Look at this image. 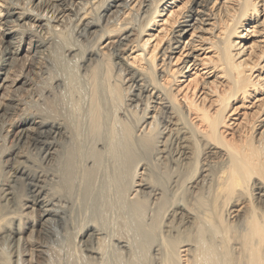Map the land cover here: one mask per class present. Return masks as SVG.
I'll return each instance as SVG.
<instances>
[{
  "label": "bare ground",
  "instance_id": "1",
  "mask_svg": "<svg viewBox=\"0 0 264 264\" xmlns=\"http://www.w3.org/2000/svg\"><path fill=\"white\" fill-rule=\"evenodd\" d=\"M178 1H2L0 264H264V0Z\"/></svg>",
  "mask_w": 264,
  "mask_h": 264
},
{
  "label": "rangeland",
  "instance_id": "2",
  "mask_svg": "<svg viewBox=\"0 0 264 264\" xmlns=\"http://www.w3.org/2000/svg\"><path fill=\"white\" fill-rule=\"evenodd\" d=\"M4 2V0H0V5H3V2ZM187 0H179L176 4H177V6H175L174 8H173V10L174 11H178L180 8H182V6L184 5V3L186 2ZM214 2H216V0H213ZM220 2V0H218V3ZM169 3H170V1H169ZM111 4H113V2H111ZM216 8H217V5L212 9L213 10V12L214 13H217V11H216ZM134 10H136V8H134ZM132 14H133V12H131L129 15L130 16H128V18H131L132 17ZM138 20V18L136 17V16H133L132 18H133V20H134V23H137L138 21L135 19V18ZM171 17V13H170V11H167V15H165V17L164 18H162V17H158L157 18V21H159L160 23V27H157V26H155V27H153V30H148L147 32H146V36L144 37L145 39H147L148 38V35H151V34H154V37H152V39H151V46L152 45H155L156 46V43H158V46H157V51H156V53H157V57H156V61H155V63H158V64H160L159 63V58H160V50H161V48L166 44V39H167V37H165V39H163L164 38V36H166V34L168 35L169 33H170V30H171V24H172V22H173V20L170 18ZM127 18V19H128ZM161 18L162 19H169V22L167 23V25H166V22L164 23L162 20H161ZM218 18V17H217ZM90 22L91 21V19H87L86 21H85V24L87 23V22ZM171 22V23H170ZM165 27V28H164ZM162 28L164 29V30H162ZM87 28H85V26H83L81 29H80V31H79V33L76 35V37L77 38H79V39H85V36H86V32H88V30H86ZM156 30V31H155ZM168 31V32H167ZM99 34H101V33H99ZM163 36V37H162ZM120 38H124V36H121ZM162 38V39H161ZM119 39V38H118ZM117 39V40H118ZM161 43V44H160ZM107 43H105L103 46H105ZM160 44V45H159ZM153 49V48H152ZM159 53V54H158ZM102 68V69H101ZM100 68V72H102L103 73V76L101 77L102 79V81L104 82L103 83V86L106 88V86H107V84L108 83H110V84H112L113 85V83H114V81H113V79H114V76H115V69L113 68V69H109V71H108V68L107 67H105L104 68V66H102ZM107 68V69H106ZM112 68V67H111ZM106 71L108 72V73H106ZM195 71H192V73H194ZM157 73V72H156ZM200 73V74H199ZM198 74H199V76L197 77V79L199 80V85H198V87H197V90H196V94H198L197 96V98H196V100L199 98V96L201 95V93L202 92H204V88H210V85H206V83L207 82H210V81H212V80H214V79H206L207 78V76L206 75H204V74H202V71H200V72H198ZM196 77V75L194 76L193 75V77H191V79H193V78H195ZM188 80L190 81V78H188ZM189 81H187V83L189 82ZM186 83V84H187ZM174 88L176 87V86H173ZM199 90H200V92H199ZM206 91V90H205ZM116 98L118 97V94H117V96H115ZM204 97V96H203ZM203 97H201V99L203 98ZM201 99H199L198 100V102L200 103V101H201ZM207 103V102H206ZM134 116V115H133ZM135 116H137V114L135 115ZM135 118V117H134ZM137 120V118H135V121ZM135 121H134V119L131 117L129 120H126L125 121V123H126V125H127V127L128 126H130V127H128V129L130 128H135V125H137V121H136V124H135ZM134 122V123H133ZM135 124V125H134ZM125 125V126H126ZM132 129L130 130V132L132 131ZM139 139H137V138H132V143H133V145H135L134 147H140V146H142V145H147L148 146V149L149 148H151L152 146H151V143L148 145V143H147V141H138ZM146 144H145V143ZM137 145V146H136ZM39 146H41V144H33V145H29V147L26 149V152H28V157H31V159H34V157H35V153H36V150H37V148L39 147ZM150 146V147H149ZM138 155H136V154H134L133 156H132V160H135V159H137L136 157H137ZM134 157V158H133ZM21 161H25V159H21ZM27 164L29 165V164H31L30 162H27ZM64 241V242H63ZM63 243L62 244H64L67 240L65 239V237L63 238ZM148 264V263H147Z\"/></svg>",
  "mask_w": 264,
  "mask_h": 264
}]
</instances>
